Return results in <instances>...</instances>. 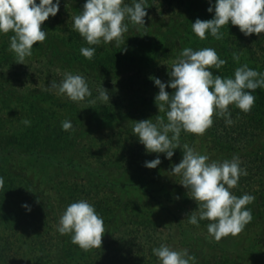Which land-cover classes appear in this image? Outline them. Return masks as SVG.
<instances>
[{
    "label": "rangeland",
    "instance_id": "1",
    "mask_svg": "<svg viewBox=\"0 0 264 264\" xmlns=\"http://www.w3.org/2000/svg\"><path fill=\"white\" fill-rule=\"evenodd\" d=\"M193 4L194 9L201 10H207L210 6L209 0H194ZM167 17L150 13L145 17V26L128 21L129 30L123 34L121 42L135 33L147 31L166 35L179 45H185L187 23L184 15L171 23ZM47 24L46 20L42 30L52 33ZM226 26L234 32L240 31L239 26ZM106 45H116V42ZM175 59L170 61V66ZM15 61L16 65L6 63L4 69L1 68L2 73L0 70V176L4 177V184L0 186V203L10 195L7 186L12 193H18L23 203L31 206V211L22 209L14 213L8 207L1 209L0 204V252L3 249L7 252L0 257V264H10L11 259H14V264L71 263L63 252V247L72 243L71 235H61L57 231V224L66 206L79 199L88 200L97 212L103 206L112 208L110 218L103 219L105 234L102 243L115 241L114 248L127 241L138 243V246L144 247L143 251L150 261L148 264H159L152 249L161 244H168L177 250L187 248L195 256L192 264H206L208 261L217 264L224 259H228L229 264H264V247L261 245L258 250L251 243L252 226L217 241L208 234L207 226L188 223L185 212L175 202L178 193L170 198L167 196V191L174 192L172 181L180 180L179 176L169 175L174 163L159 169L158 175L152 176L150 173L153 170L141 169L142 162H133L135 152L132 147L139 145L130 137L134 124L146 119L155 122L150 104L155 102L159 87L153 85L152 74L123 62L102 67L100 76L101 69H91L87 75L76 68L68 71L57 67L50 73L45 69L46 65L39 63L40 60ZM65 72L85 76L91 91L92 88L98 91L104 86L110 101L100 100L102 104L113 103L112 99L117 98L116 93L124 94L128 106L134 102L138 105V111L133 109L130 112V107H126L122 112H127L117 113L116 118L113 116L110 118L112 120L105 119L96 125L90 120L88 107L95 103L98 96L96 99L90 97L89 101L85 98L75 102L74 108L81 119L79 125L73 127L74 132L69 130L59 137L57 127L61 128V121L68 115L66 108L59 103H51L49 98L40 99L35 103L38 110H32V115H39L43 111L50 116L52 119L47 122L50 128L44 134L31 135L22 123L28 111L19 90L56 92L55 89L50 90L49 86L52 81L59 83ZM155 77L165 83L171 79L169 72L166 76L157 74ZM166 90L170 92L174 89L169 86ZM65 136L67 139L63 140L61 137ZM184 143L189 144L188 138ZM260 144L264 147V142ZM210 146L208 138L201 137L193 147L214 160L219 153ZM143 173L148 177V184L144 188L137 184L125 186ZM179 186L182 185L179 183ZM182 188L188 192L184 186ZM17 206L13 205V208ZM102 247L88 251L75 247L74 259L80 253H87L93 258L99 249L103 250ZM118 253L120 260L123 251Z\"/></svg>",
    "mask_w": 264,
    "mask_h": 264
},
{
    "label": "clouds",
    "instance_id": "2",
    "mask_svg": "<svg viewBox=\"0 0 264 264\" xmlns=\"http://www.w3.org/2000/svg\"><path fill=\"white\" fill-rule=\"evenodd\" d=\"M60 4L61 0H0V33H13L9 37V50L15 53L17 62L23 63L32 55L33 46L46 40L48 31L42 30V24L49 16L57 15ZM146 4L147 0H132L131 5L125 0H85L83 10L72 17V27L88 45L113 41L118 45L129 30L127 21L145 26ZM209 4L207 11L214 12L213 18H197L191 24L192 31L201 40L207 39V35L222 39L221 29L229 24L239 26L245 36L264 33V0H209ZM80 52L92 59L96 48L82 46ZM233 58L239 62L237 53H233ZM226 63L215 48H182L172 63L171 79L165 83L153 78L159 87L155 102L159 113L164 115L156 116L155 122L152 119L136 121L132 129L149 153H163L171 160L176 149L182 150L181 161L173 164L169 175L179 176V183L198 202V209L186 218L188 223L199 226L201 220L210 221L207 232L217 241L229 234H239L253 218L251 208L246 206L255 197L249 193L237 196L232 192L247 170L241 166L239 155L213 160L188 143L182 144L181 132L204 134L212 126L214 114L231 125L230 105L245 113L251 111L255 102L253 93L264 89V72L245 63L235 68L233 76L213 73V69L219 70ZM169 86L174 89L172 94L166 90ZM49 89H55L56 94L73 102L92 96L87 78L79 73L65 72L64 78L59 83L52 81ZM98 92L97 99L110 101L104 86ZM22 123L31 125L27 118ZM61 127L64 131L72 130V121H61ZM161 162L157 156L145 161L144 166L156 168ZM3 184L4 177L0 176V186ZM22 206L31 211L29 204ZM57 231L61 235L70 234L73 244L88 251L102 246L104 220L92 203L79 199L66 206L58 219ZM152 252L159 264H192L195 260L187 248L177 250L168 244L154 247Z\"/></svg>",
    "mask_w": 264,
    "mask_h": 264
},
{
    "label": "trees",
    "instance_id": "3",
    "mask_svg": "<svg viewBox=\"0 0 264 264\" xmlns=\"http://www.w3.org/2000/svg\"><path fill=\"white\" fill-rule=\"evenodd\" d=\"M37 2H39V0H37ZM84 3L85 0H61L60 5L62 10L59 11L56 16H49L47 19V27L53 32L48 33L44 42H38L34 45L32 55L26 57L25 60H40L39 63L46 65L45 69L50 73L51 70H55L57 67L68 71L76 68L84 74H89L91 69H101L100 76L103 73L102 67L108 68L111 65L123 62L124 64H134L138 66L140 71L146 70L144 71L145 73L152 74L154 78H157L155 77L157 74H165L166 76L168 72L170 73V61L177 57L182 48L192 47L193 49H199L203 47H212L216 49L221 58L227 61L221 69H213L212 71L214 74L220 73L225 77L233 76L235 68L245 63L253 69L264 72V33H261L260 36L255 33L251 36H245L241 31L234 32L225 25L221 29L224 33L222 39L217 40L211 35H207V39L201 40L192 31L191 24L195 22L197 18L202 20L212 19L214 12L209 13L207 10L194 9V0H147L146 4V11L148 14L152 13L155 15V13H160V15H168L167 19H170V23L172 21H178L177 18L179 19L184 15L185 22L187 23L185 45H179L175 39L166 35H155L147 31L135 33L118 45L108 46L104 43L99 45H88L79 32L71 27L73 24L72 17L83 10ZM125 3L131 5L132 0H125ZM12 34V32L7 34L0 33V70L1 68L4 69L6 63L16 65V55L13 51L9 50V37ZM82 46L96 48V53L92 59H87L81 54L80 49ZM234 52L239 55V62L234 60ZM51 66H54V68ZM153 85H155V83ZM7 91L9 92L10 90ZM20 91L23 98L22 102L25 103L26 106L24 105V107L27 108L28 111V115L26 116L28 120L31 121V125L26 126V132H29L31 135L38 136L40 133L44 134L46 130L50 128V125L47 123L52 119L50 116H47L43 111H40L39 113L41 114L39 115H32V110H38V108L35 107V103L40 99L46 100L49 98L51 103H59V105L65 106L68 115L64 118L70 119L73 122V127L79 125L81 119L78 117L79 114L75 110V102L71 101L69 98H63L54 91L37 92L36 90H32L25 92L24 89H20L19 92ZM173 92L174 90L170 91L169 94ZM12 93L14 94L15 90H13ZM253 94L255 95V102L251 111L245 113L234 105L229 106L231 118L233 120L231 125H227L223 117H217L214 114L212 126L206 129L202 136L182 130L181 143L183 144L186 138H188L189 145L194 146L199 142L201 137H204V139L206 137L208 138V144H211V149L219 153V157L214 160L231 159L234 154L239 155L242 162L241 166L246 168L247 175H242L240 177L238 185L232 189V192L237 196L249 193L255 197V200L246 206L251 208L253 218L245 227H253V239L251 243L259 250L261 245L264 247V147L260 144L264 142V89H257ZM98 95L99 92L92 88V99ZM136 95L137 94H135V96ZM123 96L124 94L120 95L116 93L117 98L112 99L113 103L109 105L102 104L100 99H97L94 104L89 105L88 113L91 114L90 120L92 123L99 125L101 121L105 119L109 120L111 117H115L117 113L121 114L127 112H122L123 108L126 107H130V112L134 110L138 111V105L132 102L131 105L128 106V102L124 101L125 99ZM85 100L89 101L90 97H86ZM150 106L153 109L154 119H156L158 115H164V113H159L156 102H153ZM66 132L68 131H64L62 127H57V134L59 133V137L62 134L66 135ZM70 132H74V130L72 129ZM65 137L66 138H61L63 140L67 139V136ZM130 137L139 144L138 146L132 147L133 152H135L133 162L135 164L142 162L143 165H141V169H148L144 167L145 160L150 161L157 156L160 157L162 162L158 167L150 168V170H153L152 173H150L151 175H158L159 169L170 167L173 163L180 162L182 159L183 152L180 148L175 150L174 156L169 160L166 158V154L147 152L145 146L139 142L135 134H132ZM18 138L20 139V137ZM48 138H50V136ZM144 157L147 159L142 161ZM147 182L148 177L143 173L139 174L131 183L125 186L137 184L144 188V186L148 184ZM171 187L175 188L173 190L174 192L167 191V196L170 198L175 195L176 192L178 193V198L175 199V202L178 204V208L183 209L186 216L198 209V202L191 198L188 192L182 190L183 188L179 186L178 180L172 181ZM6 188H8V193H10V195L7 199L1 200V209H6V207H8L12 209L14 213L21 212L20 210L25 209L22 206L24 204L23 201L18 198V193H12L9 187L6 186ZM13 205L18 206L13 208ZM111 211L112 208H110V206H103L100 207L98 213L104 220H108ZM209 222L208 220H201L199 225L207 226ZM102 244L104 251L99 249L93 258L87 253H84V255L80 253L78 258L74 259V255L76 254L75 247L79 246L73 243H70L68 246L65 245V247H63V252L68 257V261L71 262L69 264H148L150 262L146 257L147 254L143 251L144 247L138 246L139 244L133 243V241H127L120 245H116V248H114L115 241L103 242ZM120 250L123 251V254L122 259L118 260L117 255L120 254L118 253ZM4 254H7L5 249L0 252V257ZM13 256H15V254ZM12 260L14 259H11L10 264H14ZM206 264H210L209 261ZM217 264H229V260L224 259V261L217 262Z\"/></svg>",
    "mask_w": 264,
    "mask_h": 264
}]
</instances>
